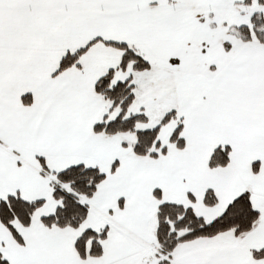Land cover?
Segmentation results:
<instances>
[{
	"label": "snow or ice",
	"instance_id": "6c2138e0",
	"mask_svg": "<svg viewBox=\"0 0 264 264\" xmlns=\"http://www.w3.org/2000/svg\"><path fill=\"white\" fill-rule=\"evenodd\" d=\"M0 264H264V0H0Z\"/></svg>",
	"mask_w": 264,
	"mask_h": 264
}]
</instances>
